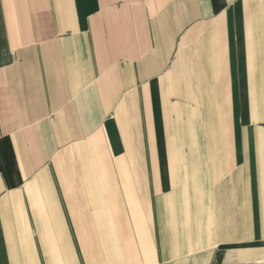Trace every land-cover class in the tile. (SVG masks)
<instances>
[{
	"label": "crops",
	"instance_id": "0c3cea01",
	"mask_svg": "<svg viewBox=\"0 0 264 264\" xmlns=\"http://www.w3.org/2000/svg\"><path fill=\"white\" fill-rule=\"evenodd\" d=\"M0 264H264V0H0Z\"/></svg>",
	"mask_w": 264,
	"mask_h": 264
}]
</instances>
